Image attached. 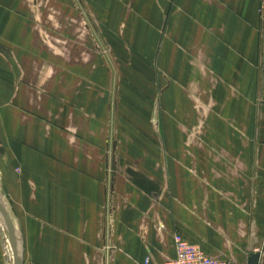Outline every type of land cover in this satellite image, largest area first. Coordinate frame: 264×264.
I'll return each mask as SVG.
<instances>
[{
  "label": "crops",
  "instance_id": "crops-1",
  "mask_svg": "<svg viewBox=\"0 0 264 264\" xmlns=\"http://www.w3.org/2000/svg\"><path fill=\"white\" fill-rule=\"evenodd\" d=\"M260 1L154 0L159 156L127 157L136 182L106 132L121 71L99 20L144 36L147 13L129 27V0H0V188L23 264H162L174 233L264 264Z\"/></svg>",
  "mask_w": 264,
  "mask_h": 264
},
{
  "label": "rangeland",
  "instance_id": "rangeland-1",
  "mask_svg": "<svg viewBox=\"0 0 264 264\" xmlns=\"http://www.w3.org/2000/svg\"><path fill=\"white\" fill-rule=\"evenodd\" d=\"M129 1H132L133 3L130 12H127V18H129L130 14L133 15L132 19L128 21L129 27H136L138 24L137 22L141 23L142 21V23H145V21L139 19L138 12L147 13V35L119 36L117 26L120 21L125 20V18L117 19L113 22V25L115 26L113 33L107 32L110 31L109 29H112L111 26H109L110 28L107 27L108 20H99V22L103 28V37L106 41L110 40V43L114 48V54L117 57V62L120 64L121 71V78L118 83L119 88L117 90L116 99L113 101L114 104L117 105L118 110L114 112V117L111 116L113 121L112 127L114 125L116 126V132L113 133L114 129L111 127L109 131L107 130L106 132L109 136L114 135L119 141L117 153L119 159L118 171H120L121 174L123 172L126 173L129 178L138 182L136 177L139 176V171L132 170L133 163H131L130 160H127V157L135 156V158H138V156H159L155 144V136L151 128L154 119V116L151 114L154 101V98L152 97L154 96V93L156 94V89H158L160 85V77L158 74L160 69L157 68L155 61V40L158 25H156L154 14V12H156L154 0H149L147 4H141V0ZM152 17H154L155 20L152 19ZM152 31L155 32V36H151ZM124 42L127 44V47H129V50L123 48ZM164 102L165 104L170 103L169 100H165ZM169 107L171 106L168 105L167 108ZM104 129L106 130L107 128ZM183 138L182 135L181 139ZM172 150L171 147L167 148L166 155L171 157L173 155ZM178 151L180 153L182 147L179 148ZM175 155H178V153ZM136 163L140 165L138 161ZM0 197L5 203V198L10 202L9 196L4 195L1 188ZM18 253V238L12 236V234L3 226L0 219V264H16Z\"/></svg>",
  "mask_w": 264,
  "mask_h": 264
},
{
  "label": "built area",
  "instance_id": "built-area-1",
  "mask_svg": "<svg viewBox=\"0 0 264 264\" xmlns=\"http://www.w3.org/2000/svg\"><path fill=\"white\" fill-rule=\"evenodd\" d=\"M259 10H264V0L260 1ZM173 241L175 256L162 264H237L206 253L202 248L188 242L178 233L173 234ZM140 264H150L149 257H145Z\"/></svg>",
  "mask_w": 264,
  "mask_h": 264
},
{
  "label": "water",
  "instance_id": "water-1",
  "mask_svg": "<svg viewBox=\"0 0 264 264\" xmlns=\"http://www.w3.org/2000/svg\"><path fill=\"white\" fill-rule=\"evenodd\" d=\"M3 200L0 197V219L3 224V226L12 234V236L17 237L20 239V234L18 230L16 229L13 219L9 213V211L2 208ZM260 252L256 251L253 253H250L247 263L249 264H258L259 261ZM16 264H23V257H22V248L21 245L19 246V253L17 257V263Z\"/></svg>",
  "mask_w": 264,
  "mask_h": 264
},
{
  "label": "bare ground",
  "instance_id": "bare-ground-1",
  "mask_svg": "<svg viewBox=\"0 0 264 264\" xmlns=\"http://www.w3.org/2000/svg\"><path fill=\"white\" fill-rule=\"evenodd\" d=\"M2 206V208H4L5 206L7 207V209H8V205H7V202L5 203H3V205H1ZM9 210V209H8Z\"/></svg>",
  "mask_w": 264,
  "mask_h": 264
}]
</instances>
